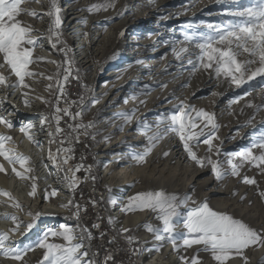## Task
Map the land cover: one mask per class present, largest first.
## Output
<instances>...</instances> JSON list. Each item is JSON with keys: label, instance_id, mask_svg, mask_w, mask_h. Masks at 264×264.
<instances>
[{"label": "snow or ice", "instance_id": "6c2138e0", "mask_svg": "<svg viewBox=\"0 0 264 264\" xmlns=\"http://www.w3.org/2000/svg\"><path fill=\"white\" fill-rule=\"evenodd\" d=\"M25 0H0V69L5 67L9 70L10 75L15 77L14 82H9V77L0 71V86L9 89H21L24 97L23 103L25 106L30 105V90L31 85L27 83L28 78L43 76V73H37L31 70V66L37 60L43 61L44 58H36L34 56L35 48L38 46V40L41 37L33 35L34 29L30 25H26L20 17L27 11L22 7ZM115 7V0H107L106 3L93 4L88 10L89 12L106 11ZM28 14L36 17L40 14L34 10ZM52 17V24L48 29L49 39L55 37L58 41L60 38V29L63 21L61 18V10L58 7L56 0H52L51 10L46 13ZM231 19L223 22L217 27L209 24L207 27L210 32L201 33L198 36L185 34L183 41L191 43L196 42L199 49V55L195 61L188 59L187 63L191 66V71L198 70L210 71L217 79L224 78L237 88L255 80L257 77L264 80V0H256V2L248 7L238 11L226 13ZM42 18V17H41ZM86 24L87 22L84 21ZM188 27H192L188 25ZM123 35V33H121ZM56 47V43L51 45ZM187 47H180L179 50L173 49L174 54L179 59L188 53ZM240 57H245L240 59ZM55 63V61H49ZM142 63V61H139ZM70 61L65 60L67 65L65 71L61 74L57 72L53 76L45 77L52 81L47 85L51 92L56 91V103L53 107L52 115H41V128L49 129L48 135L51 138L49 144H57L55 154L52 148H49L48 159L52 160L57 169H62L65 173L64 179L68 184L69 189L75 190L78 187L80 178L77 176L85 166L81 163L76 166H71L69 161L73 158V149L64 147L70 144L72 139L79 142L81 135H90L93 139L98 133H90V129L96 128V123L83 122V112L71 111L72 105L84 104L85 98L81 96L79 102L73 101L68 104L64 100V86L71 74ZM60 66L58 65V68ZM63 81V83L61 82ZM167 87L166 84L159 85ZM187 86V85H185ZM87 87V86H85ZM45 104H51V101L44 97H37ZM135 98V97H134ZM239 97H237V100ZM64 101L65 106L61 107V101ZM5 99H0V107L5 103ZM236 101L230 100L231 105ZM100 103L99 98H93L90 105L94 107ZM143 103V101L141 102ZM249 107H256L257 110L264 108V105L255 106L252 104ZM195 113V117L191 115ZM135 115V110L127 113H119L117 116L130 123ZM67 116L75 122L79 119V123L68 124V134L65 135V130L60 126L61 121ZM250 120L248 123L250 124ZM0 125L11 130L15 127L13 121L5 115L0 114ZM54 125V126H53ZM165 125L161 130L160 126ZM35 125L28 122L20 127V131L24 133L29 140L40 146V142L36 140L32 134V129ZM155 129V130H154ZM219 125L216 123L215 114L205 109H195L188 103L181 101L175 106L170 116H161L157 123L153 126L148 123L141 122L140 131L147 137L148 146L143 152L133 153L131 159L137 164L147 162V157L151 154L157 143L163 139L168 132H174L183 142V147L188 157L194 161L200 168L206 165L210 166L211 172L217 181H223L227 176L240 177L241 170L245 165L256 168L261 174H264V132L260 133L254 142L247 148L237 152H229L224 155L227 157L225 161L213 159L212 155L200 157L194 150L195 144L203 143L208 146V152L212 153L213 148L216 149L215 155H221V149L214 144L218 140L217 135ZM123 131V127L120 128ZM149 133H152L149 135ZM73 134H75L73 136ZM58 137H63L58 139ZM14 143L11 135L0 134V173L7 174L9 169L5 167L6 162L11 166V172L18 178L25 181H32V191L30 196L35 197L37 187L36 177L30 174L34 171L30 167V157L19 152L15 147L9 146ZM258 150V151H257ZM169 152L165 151L164 156L167 157ZM239 161V162H236ZM227 165V167H225ZM19 166V167H17ZM63 166V167H62ZM93 179H95L93 177ZM242 182L246 185H257L258 181L255 177L244 175ZM57 189L51 190L47 195L56 196ZM238 194V193H234ZM259 195L264 197V191H260ZM0 196L6 197L7 201L11 202L10 206L16 210H21L23 205L12 195L11 192L0 189ZM3 202V201H0ZM189 203L192 204L186 212L181 209L185 208ZM63 207L74 206L76 210V218L79 219L80 205H74L72 201ZM87 209L85 208L84 211ZM151 210L157 213V219L162 222V227L146 225V230L152 233L159 241L167 240L170 242L174 250L179 251L181 247L190 249L193 246H202L204 252L211 254L215 264H229L235 257H241L244 264H247L248 257L245 255V250L255 247H264V231L257 230L241 219L235 218L233 215L226 212L216 211L209 206L207 200L197 202L192 199L191 195L181 197L175 193H166L160 191H144L136 193L134 196L127 197V203L122 205L121 211L128 213L133 211ZM33 217V221L24 225L26 231L20 233L22 224L24 223L19 216L15 214H3L0 218L9 219L13 222L14 227L9 231L0 232V255L7 259L26 264L25 258L30 252L36 249L43 250L42 259L39 264H97L95 253L90 257L89 247L86 246L85 240L90 241L93 237L87 229H81L77 232L75 228L69 225H60L58 229L48 228L40 239L34 244L27 247H18L17 242L12 239L13 235L20 233L26 235L35 226L42 213H27ZM109 222L113 223L110 217ZM178 225H182L184 231L177 232ZM99 227V225H94ZM130 229H122V232L127 234ZM51 238H59L63 242H52ZM129 245L139 244L140 241L132 235L126 236ZM182 241V244L178 243ZM159 250V249H157ZM138 252L139 249H133ZM111 256H107L103 264H107L111 260ZM183 264H201L199 254L194 257H180Z\"/></svg>", "mask_w": 264, "mask_h": 264}, {"label": "rangeland", "instance_id": "374dc122", "mask_svg": "<svg viewBox=\"0 0 264 264\" xmlns=\"http://www.w3.org/2000/svg\"><path fill=\"white\" fill-rule=\"evenodd\" d=\"M67 1L69 0H56V3L61 10V18L63 24L60 29L59 40L56 41L55 37L49 39L50 45H52L53 42L56 43L55 48L51 46V48L58 56V65L60 66L58 68L57 65L56 73L60 72L62 74L65 71L67 67V65L65 64V60L71 62V74L69 75V79L64 86V100H66L68 104L71 105L73 101L79 102V98L83 96L85 98L84 104L82 106H80L78 103L72 105L71 111L73 113L77 111H82L84 123L94 121L96 123V128L90 129L89 132L98 134L95 136V139L92 138L91 134L86 136L81 135L79 142H76L75 139H72V142L70 144L66 143L64 145V147H71L73 149V158L69 161L71 166L74 167L81 163L85 166V169H88V167L90 166V170H81L79 173H77V176L80 178L81 182L79 183L78 187L75 188L74 191L69 189L68 184L64 179V171L62 169H57V167L51 160V164L53 165V167H55L56 170L59 171V173L60 171L62 172L60 174L64 182L66 183L67 189L69 190L71 196L69 197V200L72 201L74 205H80L81 208L79 213V219L76 218V210L74 206H70V210L60 213L59 219L75 226L77 232H80L81 229H87L91 232L93 238L90 241L85 240V244L89 247L90 257L93 253L96 254L94 258L97 261V264H103L107 256L112 257L116 252H132V260L135 261L134 264H145V244L141 235V226L152 225L162 227V222L157 219V213L151 210L137 211L139 214H143L145 217L141 224L131 225L128 228L131 231L127 234L123 233L120 226L115 222L116 213L114 208L111 207V198L114 189L110 183L102 179V158L100 156V153L104 150V146L106 145L108 139L106 132L102 127L101 121L103 119L102 117L104 116L103 114L106 113V110L109 107V104L107 105L108 102L106 101V103L104 102L103 104L95 108L90 105V101L93 98H96V93L100 91V86L104 81L102 79H104L105 73L108 70V68L104 66V64L106 62H115L119 58L120 53L122 52L126 51L127 53H135L136 50L134 48V43L146 41L149 39L150 36H155V39L151 41L153 42L159 37L160 39L158 44H149L147 46H144V55L145 57H149L146 55H150L155 47H160L159 49H161L164 45H167L166 47L169 48L163 53V55H161V59H164L165 55H167L168 58L172 60L167 62L171 63L172 67L175 66V68L172 70L171 76H174L178 79L175 82H173L172 80L169 81V92L172 97H170L168 100L162 101L161 104H164L167 101L174 102L178 100V105L181 101H184L197 110L205 109L209 112L214 113L216 117V123L219 125V129L217 132L219 139L215 140L214 144L220 147L221 155L219 157L215 155V148H213L212 153H209L207 145H205V147L201 150L199 146H201L203 143L197 145L195 144V142H193V146L194 150L200 157L212 155L213 159H219L223 162L227 159V157L224 155L225 153L234 152V150L236 151L238 148L245 146L248 141L249 146V144L253 143L260 133L264 132V108H260L259 110H257L256 107L248 106L249 104L255 106L264 105V80L257 77L255 80H252L242 85L240 87V90L238 92H235L234 95L231 97V100H236V107L230 109L228 112H219L221 108H214L217 93H220L222 90L234 88L236 86L234 84H231L224 78L217 79L214 74H210V71H191V66L187 63V61L188 59H192L193 61H195L199 55V49L197 48L195 41L191 43L184 42L183 36L185 34L198 36L201 33L210 32L211 30L207 27L209 24H212L213 27L221 25L223 22L227 21L228 19H231V17L228 16L226 13L231 11H238L245 7H248L254 4L256 0H178L175 4L168 8L169 12L160 15L155 14L153 12V7L155 6V3L158 1L164 2L175 0H129L130 7H128V11L132 12L130 18L133 17L134 14L136 16L134 17V20L130 21V23L121 25V27H119V31L117 32V37L112 38L108 41V43L105 44L104 54L102 55L100 60H97L96 65H94L96 66V71H100L102 75L97 80L96 78L91 79L85 71L80 57L82 51L81 49H78L79 45L77 43V39L74 40L73 36L70 35V33L66 29L65 16L68 8L66 5L68 3ZM101 1L102 3L107 2V0ZM49 2V9L51 10L52 0H49ZM200 4H207V7L206 9L202 8L201 10H199L200 12L197 13L195 10ZM147 16L151 17V19L146 20L145 18ZM47 19L48 32V29L52 24L53 18L47 16ZM161 19H163L162 21H165V23L167 24L160 22ZM188 25H191L192 27H188ZM132 28L134 30L131 32ZM162 28L163 31H161ZM162 32H166V34H162ZM121 33H123V35H121ZM165 36L170 37L166 38ZM120 38L121 40L123 39L126 42L125 43L123 41L125 46L124 48H120L117 45ZM182 46L187 47L189 51L183 57L178 59L174 54L173 49L179 50V48ZM244 58L245 57H240V59ZM149 59L151 58L149 57ZM176 60H179V62L182 63L176 62ZM135 76L136 73H134V75L131 76V78L128 80L125 87L123 88V91L126 90L131 83L137 84V78H134ZM142 76L146 77V75L141 74L140 77ZM61 82L63 83L62 80ZM133 84L130 85L131 90H133ZM173 86L175 87L173 88ZM208 86H211L209 90L207 88V90L197 92L199 88ZM111 94L114 95L115 92H112ZM237 97H239L238 100ZM46 99L51 101V104H44L42 106L43 113L44 115L51 116L53 112V107L56 103L55 89H53V91L51 92L49 91ZM121 101H123V99ZM60 106H65L63 100L61 101ZM132 108L129 111H126L131 112L135 110V116L131 121L132 125L131 122L128 123V125H130L128 126V128H132V130L128 132L129 134H132V132H139L141 122L148 124H151L153 122L151 124L153 126L155 125V123H157V121L154 122L156 118L158 119L157 114H155L156 116L153 114L145 116L147 118H141V116L138 114L139 112L134 107ZM168 115L170 116L169 113L165 114V116ZM191 115L195 117V113H191ZM115 118L119 117L116 116ZM250 120L252 122L249 124L248 122ZM79 122H81L79 119L73 122L67 116H65L64 119L61 121L60 126L65 130V135H67L69 131L68 124ZM124 123L125 121L121 123V126L118 127L117 131L115 132V137H119L118 142L121 143L117 146L118 151H111L109 155H112L114 153H120L123 151L136 153L133 151L135 149L131 147V145L127 144V139H124V130L120 131V128L123 125L127 124ZM235 124H238V126L231 128ZM162 127H165V125ZM167 134L168 133H166L165 137H163L166 143L174 142V145L177 144L180 145V148H184L183 142L179 139L176 133L169 132L170 135ZM74 135L75 134H73V136ZM60 138L63 137H58V139ZM50 139L51 138L49 137L48 147H51L53 153L55 154V149L58 147V145H50ZM132 139L133 138H131V140ZM162 143L163 141L160 140L157 143L156 147H158ZM145 144L148 145L146 141L144 143H141L142 146ZM227 144L232 146L234 145V147L229 150L223 151L222 148L224 146H227ZM248 146L246 145L245 148H247ZM184 151L185 150H183V152ZM160 155H155V152H153L149 156L147 163L141 165L143 173L142 175H140V177L143 178L144 184L145 182L148 184V186L145 184L147 186L145 191L163 190L166 193H175L180 195L181 197L186 194L191 195L193 190H190V185H192L196 179L194 177V172L197 169L198 165L192 160H190L192 163L190 168L184 167L187 164L188 160H186L184 166L175 165V163H172L170 160H168L169 162L167 161V163L164 160L165 156H162L163 153H161ZM1 161L2 158H0V162ZM225 167H227V165H225ZM9 172L10 171H8L7 174L4 173L2 179H8L9 181ZM244 175H247L249 177H255L258 181V184H244L242 182V177ZM93 177L95 179H93ZM204 177L210 179L208 188L205 193L207 195H211L209 193V189L214 187L215 185H217L216 187L224 186L225 190H228V193L226 195H215L213 196V198H223L228 199V201L226 200L224 203L221 204H218L217 202L210 203V201H213V198L208 200L204 197L202 198L200 192L198 191H194L196 192L194 194L192 193V199L196 200L197 202L207 200L209 206L212 207L214 210L231 214L235 218L241 219L244 222L248 223L253 228L264 231V197H261L259 195L260 191H264V174H261L260 171L256 168L245 165V167L241 170L240 177H233L229 175L223 181H217L214 175L212 174L211 169ZM11 178L18 179V177H15L14 174ZM38 178L40 179L36 180V184L38 185L37 190L43 187V179L41 177ZM14 186L15 182L13 183V187H11V189H9L8 191L11 192L12 195L15 193L14 197L23 205V207L21 210H16L12 208L14 209V211L10 210L9 214L15 213V215L19 216L20 219L24 222L22 224L23 226L33 221V217L27 214L29 211H31L32 213H42L39 220L36 221V226L33 228V230L37 231V229L41 226V223L44 221L47 215H49V213L45 212V210L43 209L44 203H41L40 196L38 197L36 205L35 202L32 201L33 199H35L33 196L29 195L26 198L17 197V191L14 192ZM36 194L38 195V191H36ZM102 201L106 202V209L104 210L101 207L103 203ZM6 203L10 205L11 202ZM91 204H94V207H92V209L91 207L89 208ZM124 204L125 200L122 205ZM189 204L190 205H187L185 208H182L181 211L186 212L188 208H191L192 204ZM85 208L87 209L86 211H84ZM94 208L96 210L95 213H93ZM110 217L113 219V223L109 222ZM97 224L99 225V227H94V225ZM176 231H184L182 225L177 227ZM36 233L38 234V232H35V235ZM127 235L135 236L140 241V243L138 245H129L126 239ZM133 249H139V251L134 252ZM183 250L186 254L187 252H204L203 250L197 251L195 246L190 249H186L183 247ZM42 254L43 250L39 249L38 251H36V253H31V255H34L31 258H35L38 256L40 257ZM245 255L248 257L247 264H264V247L253 246L252 248L245 250ZM31 258L27 256L25 258V261L30 262ZM161 262L168 263V261L166 260H162ZM201 264H215V261L212 259L211 256L210 258L201 261ZM229 264H244V260L241 257H235L229 262Z\"/></svg>", "mask_w": 264, "mask_h": 264}, {"label": "bare ground", "instance_id": "6f19581e", "mask_svg": "<svg viewBox=\"0 0 264 264\" xmlns=\"http://www.w3.org/2000/svg\"><path fill=\"white\" fill-rule=\"evenodd\" d=\"M177 1L178 0L164 2L158 1L153 7V12L158 15L169 12L168 8H170ZM67 2L68 3L66 5L68 8L65 16L66 29L70 33V35L73 36L74 40L77 39V43L79 45L78 49H81L82 51L80 57L85 71L91 79L96 78L97 80L102 75L100 71H96V66L94 65H96L97 60H100V58L104 54L105 44L108 43V41L112 38L117 37L116 35L119 31V27H121V25H125L126 23H130V21L134 20V17L136 15L134 14V16L130 18L132 12L128 11V7H130L129 0H116L114 8H110L106 11L102 10L99 12H89L88 9L93 4L102 3L101 0H69ZM49 4V0H25L24 4L22 5V7L27 11L20 17V19L26 25H30L34 29V36L41 37L38 40V46L35 48L34 56L36 58H44L43 61L37 60V62L31 66L32 71L43 73V76H36L34 78L27 79V83L31 85L29 96L30 105H24V97L21 94V89H9L4 86H0V99H5L6 101L4 105L0 107V114L5 115L8 119L13 121L15 125V127L11 130L5 128L3 125H0V134L11 135L14 139V143L10 144L9 146L15 147L19 152L23 153L25 156L30 157L29 166L34 169V171L30 175L36 178L41 177L43 179V187L41 186L42 188L37 190L38 195L36 194V196L34 197L35 199H33L32 201L35 202L36 205L38 197L40 196L41 203H44L43 209L45 210V212L49 213V215H47L37 231L32 229L30 232H27L26 235H21L20 233L26 231L24 225L21 226L20 233H16L12 237V239L17 242L18 247H27L34 244L38 239L42 237V234L48 228L58 229L60 225H69L76 229V227L72 224L59 219L60 213L70 210V206L63 207L62 205L68 204V202L70 201L69 197L71 196L61 174L56 170L55 167H53V165L51 164V160L48 159L49 129L47 127L41 128V115H44L42 106L45 103L41 99L37 98L44 97L46 99L49 93L47 85L49 83H52V81L47 80L45 77L55 75L58 65V56L51 48L47 32L48 15L46 13L50 10ZM206 7L207 4H200L198 5L197 9L194 10L199 13V10H201L202 8L206 9ZM33 10L40 15L33 17L32 15L28 14ZM145 19L149 20L151 19V17L147 16ZM162 20L163 19H161L160 22H163ZM84 21H86L87 23L85 24ZM163 23H165V21ZM133 30L134 29L132 28L131 32ZM161 31H163V28L161 29ZM162 34H166V32H162ZM165 37L169 38L170 36ZM153 39H155V36H150L146 41L134 43V48L136 50L135 53H127L126 51V53L122 52L115 62H106L104 64V66H106L108 70L105 73L104 79H102L104 81L100 86V91L96 93V98L100 99V103L93 107L95 108L103 104L104 102L106 103V101L108 102L107 105L109 104V107L107 108L106 113L103 114L104 116L102 117L103 119L101 121L102 127L106 132L108 138L107 143L104 146V150L100 153V156L102 158V179L110 183L114 189L111 198V207L114 208L116 213L115 222L120 226L121 229H128L131 225H138L142 223L145 217L143 214H139L137 211L125 213L121 211V207L124 200L125 204L127 203V197L134 196L139 192H144L148 184L145 182V184L147 185L146 186L144 184L143 178L140 177V175H142L143 173V169L141 166L142 164H137L134 160L131 159V155L133 153L129 151H123L120 153L109 155L111 151H118L117 146L121 144L120 142H118L119 137H115V132L117 131L118 127L121 126V123L124 122V120L115 117L119 113H127L126 111H129L132 107H134L139 112L138 114L141 116V118L147 115L157 114V117L159 119L161 116H165V114L167 113L171 115L178 103L177 100L174 102L167 101L164 104H161L162 101L168 100L170 97H172L169 92V81L172 80L173 82H175L178 79L174 76H171L172 70L175 68V66L172 67V64L167 62L172 60L169 59L167 55H165L164 59H161V55H163V53L169 48L166 47L167 45H164L161 49H159L160 47H155L150 55H146L151 59H149V57H145L144 46L159 43V37L157 40L151 42ZM123 41L124 40H121L120 38L117 43L120 48L125 47V41ZM49 61H55V63H51ZM139 61H142V63H140ZM176 62H179V60H176ZM0 71H3L4 74L9 77L10 83L15 81V77L10 75L9 70L6 67L4 69H0ZM134 73H136V76L134 78H137V84L131 83L133 84V90H131L130 84L128 88L123 91L126 83L131 78V76L134 75ZM141 74L146 75V77H140ZM162 84H166L167 87H160L159 85ZM174 87L175 86H173V88ZM207 88L209 90L211 86L201 87L197 92L207 90ZM239 90L240 88L234 87L222 90L220 93H217L214 108H221L219 112H228L230 109L235 108L237 102H234L230 105L229 101L231 100V97L234 95V93L238 92ZM112 92H115V94L112 95ZM122 99L123 101H121ZM142 101L143 103H141ZM158 119L156 118L154 122L158 121ZM28 122H31L35 125V128L32 129V134L35 136L36 140L40 142V146H37V144L29 140L27 136L20 131V127L22 125H26ZM128 126H130L128 125V123L122 126L125 134L124 139H127V144L131 145V147L135 149L133 150L134 152H143L148 145L145 144L142 146L141 143H144L145 141L148 143L147 137L140 130L137 133L132 132V134H129L128 132H130L132 128L129 129ZM162 126L161 130L164 129V127ZM237 126L238 124H235L231 128ZM169 132L171 131H168L167 133L169 134ZM151 134L152 133H149V135ZM131 138L133 139L131 140ZM161 141H163V143L158 147H155L151 154L153 152H155V155H160L161 153H163L162 156H164V152L167 151L169 152V155L167 157H164V160L166 162L170 160L172 163H175V165L184 166V163L186 162V160H188L187 164L184 167H191V159L188 157V155H186V153H184L185 151L183 152L184 148H180V145L177 144L174 145V142L166 143L164 139H161ZM248 143H246L247 146ZM251 144L252 143H250L249 146ZM246 145L238 148L236 151L234 150V152L244 149ZM199 147L202 150L205 145L202 144ZM232 147H234V145L232 146L227 144V146H224L222 150H229ZM149 156L147 157V161L149 159ZM4 163L5 167L10 171V180L8 181V179H2L4 173H0V189L8 191L9 189H11V187H13V183L15 182L14 192L17 191L16 196L19 198H26L27 196H29V193L32 191V181H25L21 179L19 180V178H11L14 174L11 172V166L6 162ZM209 170L210 166H205L204 168H200L199 166L197 167L194 172V177L196 179L194 183L190 185V190H193L192 193L194 194L196 193L194 191H198L200 192L202 198L204 197L207 200L213 198V196L215 195H226L228 193V190H225L224 186L216 187L217 185L209 189V193L211 194H208L209 197L205 193L208 188L210 179L205 178L204 176L209 172ZM14 176L16 177L15 174ZM53 189H57L58 194L54 197L48 196V198L46 199V195ZM226 200L228 201V199L213 198V201H210V203L217 202L218 204H221ZM0 201H3L0 202V216L6 213L9 214L10 210L14 211V209H12V207L6 203L9 202L7 201L6 197L0 196ZM179 226L180 225H178L177 227ZM13 227L14 224L11 220L0 218V232L9 231V229ZM141 228V235L145 244V264L165 263L161 262L162 260L168 261V263L165 264H183L180 259L181 256L191 258L193 256H196L197 254H199L201 261L211 257V254L208 252H187L186 254L184 253L183 247H181L179 251H176L174 250L172 244L167 240L163 242L157 240L152 233L146 230L145 225L141 226ZM35 232H38V234L36 233L35 235ZM50 240L57 243L63 242L59 238L50 237ZM178 243L182 244V241H178ZM195 248L197 249V251L203 250L202 246H195ZM38 250L39 249H36L35 251L30 252L28 256L31 258L32 256H34L31 255V253H36V251ZM42 256L43 254L40 257L38 256L35 258H31L30 262H26V264H39ZM0 264H19V262L7 259L3 255H0Z\"/></svg>", "mask_w": 264, "mask_h": 264}, {"label": "built area", "instance_id": "2783aa9c", "mask_svg": "<svg viewBox=\"0 0 264 264\" xmlns=\"http://www.w3.org/2000/svg\"><path fill=\"white\" fill-rule=\"evenodd\" d=\"M89 192V191H88ZM90 195V194H89ZM94 207V204H91L89 208ZM95 208L93 209V213H95ZM110 261V262H109ZM107 264H134L135 261L132 260V252H116L112 259L109 260Z\"/></svg>", "mask_w": 264, "mask_h": 264}, {"label": "trees", "instance_id": "16d2710c", "mask_svg": "<svg viewBox=\"0 0 264 264\" xmlns=\"http://www.w3.org/2000/svg\"><path fill=\"white\" fill-rule=\"evenodd\" d=\"M60 173H62V172L60 171ZM101 207L103 208V210L106 209V202H103Z\"/></svg>", "mask_w": 264, "mask_h": 264}]
</instances>
